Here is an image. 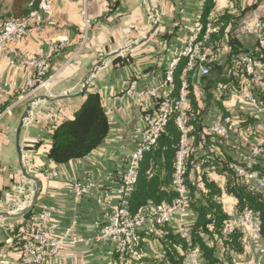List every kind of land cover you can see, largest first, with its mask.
Returning <instances> with one entry per match:
<instances>
[{
  "label": "crops",
  "instance_id": "1",
  "mask_svg": "<svg viewBox=\"0 0 264 264\" xmlns=\"http://www.w3.org/2000/svg\"><path fill=\"white\" fill-rule=\"evenodd\" d=\"M5 1L8 11L11 2ZM204 1L52 0L48 20L11 46V51L30 58L42 49V39L65 35L69 40L64 50L52 56L47 70L49 82L34 96H43L44 100L32 105L19 138L23 166L40 186L30 216L47 206L57 236L68 231L69 238L84 241L66 244L45 264H115L112 244H96L90 240L107 222L122 196V177L144 127L141 112L154 113L161 99L173 95V86L165 80L166 71L200 24ZM251 2L237 0L238 12L229 13L234 15V20L229 23L215 63L210 67V72L211 68L218 69L216 72L222 77L218 82L225 89L231 85L237 87V76L230 72L232 57L241 52L256 54L254 38L240 31L241 24L252 21L255 16L264 18V0H255L252 8L247 9L246 4ZM219 5L220 13L227 12L224 0H220ZM242 8L244 10L240 12ZM154 13L158 26L152 32ZM84 20H89L86 33ZM120 50L91 74L100 60ZM27 72L28 69L18 71L8 66L0 58V109L5 105L12 106L19 98ZM192 72L190 84L203 110L204 134H208L210 143L216 146L215 152L221 150L231 160L241 162V155L247 153L249 145L256 139L251 127L241 126L238 134L226 138L214 136L209 128L220 114H224L238 121L241 116L243 119L252 118L256 121V130L264 131V100L262 111L254 114L242 95L232 96L224 92L218 96L216 84L210 89L206 86L207 76L199 71ZM85 81L87 88L82 93ZM210 92L220 107L213 99L203 105L202 100L207 99ZM90 93L99 96L107 117L105 138L84 158L65 164L52 162L48 152L55 126L72 119ZM27 102L12 106L0 116V213H23L16 212V209L24 205L27 196L33 195L35 190V184L21 174L15 148L16 126ZM211 152L214 151L206 146L192 150L197 161L193 168L197 173L201 160L209 157ZM202 172L221 189L224 187L223 176L209 169ZM49 173H56V177L48 178ZM75 185L83 189L80 195L74 192ZM221 205L229 217L237 218L234 198L222 193ZM26 213L10 219L0 218V264H16L21 242L13 236H20L28 229L30 216L25 218ZM195 218L188 208L184 215L185 224L190 226ZM250 231L249 227L241 229L244 252L237 256L239 264H255L258 260L252 253ZM261 245L264 247V239ZM216 246L221 258V242H216ZM141 249L146 261L162 257L161 243L157 239L144 240Z\"/></svg>",
  "mask_w": 264,
  "mask_h": 264
},
{
  "label": "built area",
  "instance_id": "2",
  "mask_svg": "<svg viewBox=\"0 0 264 264\" xmlns=\"http://www.w3.org/2000/svg\"><path fill=\"white\" fill-rule=\"evenodd\" d=\"M220 0H212V8L208 13L205 23H200L187 44L171 61L165 75L166 82L173 86V73L180 59L186 60L188 71H199L207 76L210 67L215 63L218 49L211 39L219 32L218 26L212 21L220 13ZM225 10L231 14H237V0H224ZM246 4L247 9L252 8L253 2ZM34 0L29 4L31 6ZM52 0H39L37 8L22 18L0 19V58L7 65L18 71L28 69L25 76L24 88L21 95L12 104L29 101L36 93L44 88L49 82L47 70L49 62L54 54L64 50L69 40L62 35L52 39H42V49L37 55L25 58L18 52L11 51V46L26 37L34 28H38L42 22L48 20L51 14ZM243 8L240 12H243ZM50 23V21H49ZM89 20H84V30ZM240 31L251 36L255 40L256 54L252 52H241L234 55L230 61L231 74L237 76V87L228 86L225 89L221 82L215 85L217 95L228 92L232 96L242 95L244 101L249 105L254 114H259L262 109V94L264 93V18L255 16L252 21L243 23ZM11 52V53H10ZM9 53L11 55H9ZM11 87V86H9ZM152 94V93H151ZM188 104V84L185 80L181 82L180 88L175 96H167L161 99L154 113L143 110L141 120L144 124L143 130L136 140V148L128 159L126 170L122 177L123 193L117 208L108 217L107 222L100 228L99 232L90 241L96 244H112V254L119 253L125 258L123 264H142L144 254L138 247L137 235L141 231L153 233L155 226L164 224L172 225L181 238L190 244L189 225L184 222V215L189 208V196L185 188L184 177L187 172V161L190 155L189 135L191 127L188 125L186 114ZM5 107L0 111L9 110ZM174 117L175 124L180 136L175 153L174 175L172 180L175 199L170 205L159 204L151 206L146 213L132 215L129 211V202L137 180L140 162L143 156L152 150L163 132L169 118ZM242 130L241 124L231 115L220 114L215 123L209 128V132L218 138H226L236 135ZM242 161L234 166L237 178L248 184L264 200V175L257 166L264 165V149L259 140H253L246 154H242ZM48 178H55L56 173L47 174ZM74 192L80 195L83 189L79 185L74 186ZM27 196V202L17 211L25 210L31 201ZM221 203V197L217 198ZM50 210L42 206L40 211L30 216L28 229L19 239L20 255L16 264H45L46 261L55 258L66 244L82 243L83 240L69 238L68 231L60 236L56 234V227L51 222ZM229 225L224 234H231L234 229L249 227V242L252 253L257 256L255 264H264V247L261 245V223L250 211L244 210L237 218L231 217ZM243 244V239H242ZM233 264H239L237 256L227 251ZM186 264H205L201 251L198 247L189 248L185 256Z\"/></svg>",
  "mask_w": 264,
  "mask_h": 264
},
{
  "label": "trees",
  "instance_id": "3",
  "mask_svg": "<svg viewBox=\"0 0 264 264\" xmlns=\"http://www.w3.org/2000/svg\"><path fill=\"white\" fill-rule=\"evenodd\" d=\"M31 1L10 0L9 10L6 11L4 16H0V19L25 17L37 8L39 0H34L33 4L29 6ZM211 8L212 0H205L199 19L200 23H205ZM232 20H234V15L222 12L212 21L219 28V32L211 39V42L217 48H219L225 31ZM211 69V75H207L208 80L206 83V86L210 89L222 78L216 72L218 69ZM192 75L193 72L188 71L186 68V60L180 59L173 73L172 96L177 94L181 82L185 80L188 84L189 104L186 114L188 125L191 127L189 135L191 142H189L190 155L187 161L184 184L189 196V209L196 215V218L189 226V245L180 237L176 229L169 224L155 226L153 233L139 232L137 235L139 248H142V244L146 239H157L161 243V258L150 261L143 259V262L150 264H185L187 250L196 246L200 249L206 264H233L227 251L233 252L236 256L243 254V234L241 229L238 228L234 229L231 234H224V230L232 218L224 212L221 203L217 201L222 193L234 198L236 216H239L244 210H248L259 219L261 236L264 239V200L248 184L236 177L234 166L238 162L231 160L221 150L215 152L216 146L210 143L209 135L204 134L203 110H201L198 98L193 93L190 84ZM207 95V99L202 100V103H208L209 100L213 99L211 92ZM261 98L264 100V93ZM213 101L220 107L218 101L214 99ZM203 105L205 104L203 103ZM239 122L242 127H251L252 134L256 137V140L261 142L264 149V134L256 130V121L252 118L243 119L241 116ZM107 128V117L102 109L99 96L92 93L86 95L73 118L55 126L48 152L49 159L56 164H65L86 157L103 141L107 134ZM179 136L180 133L174 117H171L156 146L143 156L129 202V211L132 215L146 213L150 206L170 205L175 199L172 180ZM198 146H206L208 149L210 147L214 152H211L209 157L201 160L202 165L197 173L193 168L197 161L193 157L192 150ZM256 168L264 175V165ZM204 169H209L215 172L216 175L223 176L225 178L224 187L221 189L214 181L209 180L207 174L202 172ZM192 176L194 178H191ZM29 216L30 212H27L25 218ZM218 241L221 242V258L217 255L216 242ZM113 260L115 264L125 262V258L119 253L113 254Z\"/></svg>",
  "mask_w": 264,
  "mask_h": 264
},
{
  "label": "water",
  "instance_id": "4",
  "mask_svg": "<svg viewBox=\"0 0 264 264\" xmlns=\"http://www.w3.org/2000/svg\"><path fill=\"white\" fill-rule=\"evenodd\" d=\"M153 15H154V28H153L152 32L158 26V18H157L155 13ZM121 51L122 50L117 51L114 54L108 55V56L104 57L102 60H100L98 62V64L95 66V68L92 70L91 74H94L95 71L98 68H100L108 58L120 53ZM86 88H87V83L85 81L81 92L83 93L86 90ZM41 100H44V97L43 96H38V97L32 98L31 100H29L26 103L25 108H24V110H23V112H22V114H21V116L19 118L18 124L16 126V130H15V148H16V154H17V157H18V163H19V168H20L21 174H22V176H23V178L25 180H27L29 182H33L35 184V190L33 192L30 204L25 210H23V213L30 212L32 210V208L34 207V205L36 204L40 186H39L38 180H36L35 178L31 177L26 172V170H25V168L23 166V159H22V153H21V149H20L19 138H20L21 130H22V128H23V126H24V124H25L26 120L28 119L29 114L31 112L32 105H34L36 102L41 101ZM23 213L22 212L21 213H9V212L0 213V218H2V219L15 218L17 216H21Z\"/></svg>",
  "mask_w": 264,
  "mask_h": 264
},
{
  "label": "rangeland",
  "instance_id": "5",
  "mask_svg": "<svg viewBox=\"0 0 264 264\" xmlns=\"http://www.w3.org/2000/svg\"><path fill=\"white\" fill-rule=\"evenodd\" d=\"M7 2L5 0H3L1 3H0V16H4L3 14L6 13V10H7ZM264 131H262L263 133Z\"/></svg>",
  "mask_w": 264,
  "mask_h": 264
}]
</instances>
